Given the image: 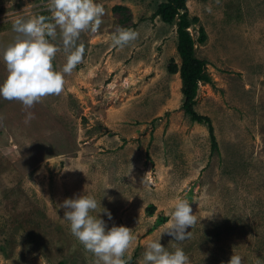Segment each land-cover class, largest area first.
Masks as SVG:
<instances>
[{
	"label": "rangeland",
	"instance_id": "374dc122",
	"mask_svg": "<svg viewBox=\"0 0 264 264\" xmlns=\"http://www.w3.org/2000/svg\"><path fill=\"white\" fill-rule=\"evenodd\" d=\"M163 1L98 0L102 23L81 32L83 59L60 94L31 108L0 97V264H96L58 207L82 192L101 198L107 227L132 229L128 264H141L177 197L198 220L183 241L162 233V245L182 247L189 264L232 253L264 264V0H186L210 78L193 110L210 124L182 110L179 74L167 70L170 60L180 65L176 27L155 15ZM35 13L50 15L47 0H0V54L18 35L14 19ZM118 25L138 37L114 46ZM59 33L49 38L58 71L68 54ZM6 75L0 58V82Z\"/></svg>",
	"mask_w": 264,
	"mask_h": 264
},
{
	"label": "clouds",
	"instance_id": "9594fccd",
	"mask_svg": "<svg viewBox=\"0 0 264 264\" xmlns=\"http://www.w3.org/2000/svg\"><path fill=\"white\" fill-rule=\"evenodd\" d=\"M47 9L50 15L35 13L14 19L12 29L18 35L0 54L7 70L6 77L0 82V97L19 100L26 108H31L42 97L62 92L64 74L72 72L83 59L84 45L77 44L81 32H97L105 13L98 0H47ZM57 28L68 53L66 63L59 71L52 63L58 47L49 39L56 38ZM137 37L136 30L118 25L111 40L114 46L123 47ZM33 117L34 113L28 112L26 120ZM104 190L103 195H106ZM58 207L64 209L62 219L68 222L71 234L94 254L96 264H128L130 257L126 258L125 253L135 239L132 229L115 224L107 227L99 214L103 212L109 220L112 214L101 205V198L97 200L93 194L82 192L65 198ZM197 220L190 201L177 197L158 238L147 241L141 264H189V256L182 247L169 250L160 243V237L167 233L174 241H183L189 235L186 229ZM221 264H243V257L232 253L230 259Z\"/></svg>",
	"mask_w": 264,
	"mask_h": 264
},
{
	"label": "trees",
	"instance_id": "16d2710c",
	"mask_svg": "<svg viewBox=\"0 0 264 264\" xmlns=\"http://www.w3.org/2000/svg\"><path fill=\"white\" fill-rule=\"evenodd\" d=\"M161 21L166 24H175L177 45L176 51L180 58V65L170 60L167 70L171 74H179L181 80V93L184 97L182 110L194 122H207L210 124L209 118L198 115L193 107L197 87L200 82L209 83L210 78L205 73V62L195 55V40L189 32L192 22L197 21L196 18L190 19L186 8V0H164L157 7L155 12ZM203 31V30H202ZM205 41V34L198 38L199 43ZM64 264V263H59Z\"/></svg>",
	"mask_w": 264,
	"mask_h": 264
}]
</instances>
